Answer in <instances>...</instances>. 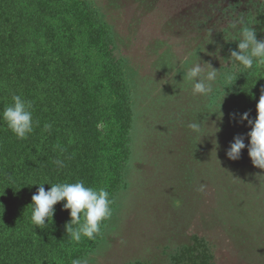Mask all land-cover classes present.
Wrapping results in <instances>:
<instances>
[{
  "label": "rangeland",
  "instance_id": "obj_1",
  "mask_svg": "<svg viewBox=\"0 0 264 264\" xmlns=\"http://www.w3.org/2000/svg\"><path fill=\"white\" fill-rule=\"evenodd\" d=\"M53 1L64 15L78 5L77 33L100 31L102 47L122 65L129 104L119 113L130 124L113 215L94 241L85 238L88 248L75 258L87 257L89 264H264V170L253 166L247 147L237 161L226 156L233 138L243 135L248 145L251 131L239 121L247 111L237 102V66L227 61L230 50H238L229 25L243 18L255 29L264 26V1ZM86 50L91 72L84 76L101 85L99 101L110 103L98 77L101 54ZM188 53H197L194 63H209L234 79L221 80L208 98L193 96L191 83H183ZM198 119L219 130L197 138L187 125Z\"/></svg>",
  "mask_w": 264,
  "mask_h": 264
},
{
  "label": "trees",
  "instance_id": "obj_2",
  "mask_svg": "<svg viewBox=\"0 0 264 264\" xmlns=\"http://www.w3.org/2000/svg\"><path fill=\"white\" fill-rule=\"evenodd\" d=\"M77 10L73 5L64 15L53 0H0V112L17 94L33 102V118L40 122L21 140L0 120V264H71L88 248L85 238L69 240L70 214L63 202L55 206L52 223L42 228L31 223L28 206L39 185L47 191L49 184L83 180L86 186L107 187L112 198L121 179L119 154L130 124L119 118L129 106L122 65L102 47L98 29L74 31ZM258 26L257 39L264 40V26ZM89 47L101 54L98 77L107 84L110 103L99 101L95 92L101 85L93 87L84 76L91 72L85 62ZM236 70L237 102L257 116L264 67ZM46 122L52 124L50 133L42 132ZM57 143L63 153L54 150ZM56 159L65 167H57Z\"/></svg>",
  "mask_w": 264,
  "mask_h": 264
},
{
  "label": "clouds",
  "instance_id": "obj_3",
  "mask_svg": "<svg viewBox=\"0 0 264 264\" xmlns=\"http://www.w3.org/2000/svg\"><path fill=\"white\" fill-rule=\"evenodd\" d=\"M229 28L235 37L234 41L238 42V50H230L227 60L231 63V67L239 66L243 69H252L254 66L264 67V40L257 39L254 27L240 18L233 20ZM193 55H197V53L186 54L181 62L183 65H189L183 72V83L185 81L191 83L193 96L208 98L218 89L221 80L230 83L234 79L231 72L221 73V69L218 71L209 63L199 61L194 63L191 59ZM204 64L209 65L207 71H205ZM221 108L218 113L220 118L223 117ZM236 115L233 113L230 118L235 120ZM249 117L248 112L239 114V121L241 123L246 121L251 128V131L247 133L248 145L245 144L243 135H237L230 143L226 156L229 160L237 161L241 158L242 151L247 147L253 166L264 170V89L261 90L257 103V117L254 120ZM0 120L6 123L7 128L17 139L21 140L27 139L33 133L34 127H38L40 124L33 118V102L17 94L12 95V103L5 105L3 111L0 112ZM187 128L197 138L204 136L209 130L218 129L215 124L208 127L200 119L188 123ZM51 130L52 124L44 123L42 132L50 133ZM217 132L215 131L212 136H215ZM53 147L54 150L64 152V148L59 143ZM54 163L59 168L65 167L64 161L61 159H56ZM44 185H39L37 192L32 196L31 205L28 206L31 209V223L35 227L42 228L46 225V221L48 224L52 223L55 206L63 202V210L69 211L70 214V221L65 225L70 241L80 243L82 238L94 241L102 234L105 222L110 220L113 215L114 199L111 198L107 187L86 186L83 180H77L74 183L49 184L51 187L47 191ZM204 187L201 185L200 191H203ZM71 264H89V259L87 257L75 258L71 260Z\"/></svg>",
  "mask_w": 264,
  "mask_h": 264
},
{
  "label": "flooded vegetation",
  "instance_id": "obj_4",
  "mask_svg": "<svg viewBox=\"0 0 264 264\" xmlns=\"http://www.w3.org/2000/svg\"><path fill=\"white\" fill-rule=\"evenodd\" d=\"M264 1V0H263Z\"/></svg>",
  "mask_w": 264,
  "mask_h": 264
}]
</instances>
